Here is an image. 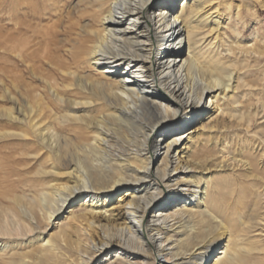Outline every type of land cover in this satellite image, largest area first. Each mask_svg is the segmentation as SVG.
Segmentation results:
<instances>
[{"label": "bare ground", "instance_id": "bare-ground-1", "mask_svg": "<svg viewBox=\"0 0 264 264\" xmlns=\"http://www.w3.org/2000/svg\"><path fill=\"white\" fill-rule=\"evenodd\" d=\"M8 5L0 264H264V0Z\"/></svg>", "mask_w": 264, "mask_h": 264}, {"label": "rangeland", "instance_id": "rangeland-1", "mask_svg": "<svg viewBox=\"0 0 264 264\" xmlns=\"http://www.w3.org/2000/svg\"><path fill=\"white\" fill-rule=\"evenodd\" d=\"M13 6H14V9L13 10L16 11L17 10L16 9V4H14ZM9 9H11V8L8 5V0H0V96L1 97L3 96V93H4V86H2L3 82L5 84H9V81H8V78H7L8 75L10 77H14V73H15V77H16V75H18V71H22V67L20 65H18L16 61L15 62H8L7 61L8 60L7 59V55H6V48L7 47H5V46H7L6 45V40H7V32L9 30L8 28H11L10 27L11 25H9V21H8V18H9V16H8L9 15V12L8 11H9ZM261 15H262V18L261 19L263 20L264 19V12ZM258 28L259 27H257L256 29H258ZM263 36H264V34H263ZM250 37H252L251 34L250 35L249 34L246 35V38H250ZM14 46H15V44H14ZM2 47H4V48H2ZM8 66H11L12 69L14 70L12 74H9V72L7 70V67ZM22 73H24V72H22ZM4 76H6V78ZM1 81H2V83H1ZM261 90H262V93H264L263 92L264 91V80H261ZM262 93H261V96L262 97L260 96V98H263V99H261V101L263 100L262 102H264V94L262 95ZM1 102L2 101H0V103ZM260 123H263V125H264V119ZM262 127L264 128V126H262ZM260 129L261 128L258 129L257 126L254 125L252 127V129L250 130L251 131L250 134L247 136V138L250 139L248 141V144L251 145L252 147H257L258 149H260L259 147L264 148V134H263L264 133V129H262L263 131L261 130L263 133L260 132ZM240 133H241L242 136H245L244 133H242V132H240ZM229 137H230V145L233 146V144H234L232 142L233 135L231 134ZM260 142H262L263 144L260 143ZM2 146L3 147L6 146L5 143L2 144ZM225 192H226V194H229L230 193V190H226ZM251 197H252V195H251ZM245 214H248V212H246ZM249 214H248V216H249Z\"/></svg>", "mask_w": 264, "mask_h": 264}]
</instances>
